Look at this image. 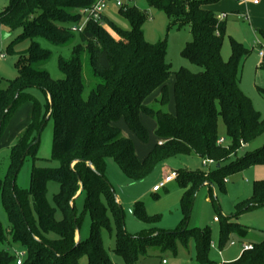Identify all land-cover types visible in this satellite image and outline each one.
<instances>
[{
  "label": "trees",
  "instance_id": "1",
  "mask_svg": "<svg viewBox=\"0 0 264 264\" xmlns=\"http://www.w3.org/2000/svg\"><path fill=\"white\" fill-rule=\"evenodd\" d=\"M97 1L10 0L0 13V22L12 32L21 30L9 50L30 41L16 63L17 76L9 80L0 76V138L18 108L33 104L31 122L11 149L7 173L0 180V200L9 222L6 230L0 221V243L19 246L26 253L24 264H80L82 257H87L88 264H114L102 242V231L112 232V218L120 234L114 252L127 264L149 256L151 249L176 254L178 242L187 249L194 245L197 264H217L210 258L211 230H189L187 225L197 191L204 186L210 193L216 187L225 190L228 176L264 166V145L240 154L242 144L246 147L264 135V117L240 87L242 66L251 50L229 38L231 55L227 61L222 58L227 23L208 9L219 0H146L149 7L167 16L169 29L190 27L192 40L183 57L202 69L193 73L181 68L174 73L176 111L172 114L163 110L169 101L167 83L172 76L167 40L156 44L145 40L146 13L135 6L120 10L130 23L129 31L118 28L104 15L99 21H90L81 32L72 31L83 21L80 12ZM261 35L264 38V31ZM38 39L72 47L69 58L59 59L62 78H51L45 68L51 52ZM84 56L95 80L90 81L87 95ZM260 67L264 68V58ZM32 88L42 92L44 105L28 93ZM157 90L161 96L155 100V109L146 101ZM259 92L264 96V89L259 88ZM142 113L156 120V134L163 142L140 161L133 141L115 124L124 120L146 142L148 131L141 122ZM220 119L226 129L224 145L218 144ZM50 120L54 125L51 159L59 166L41 168L35 165L40 160L39 142L33 143ZM192 155L202 161L213 160L216 165L209 171H179L177 181L183 190L180 210L184 216L179 228L166 232L154 227L136 236L126 233L122 210L107 179L108 160L113 159L135 183L147 179L171 159ZM27 157L34 164L30 187L22 189L16 178ZM50 181L60 186L54 200L63 213L61 220L56 219V208L47 199ZM81 197L92 223L90 237L77 242L82 216L75 206ZM263 207L264 179L255 181L249 198L237 201L233 215L224 221L218 218L219 249L230 241L232 233L246 237L249 230L236 220ZM132 213L137 221L150 226L162 220L161 215H150L142 201L134 204ZM251 246L227 264H264V238ZM16 262V254L0 250V264Z\"/></svg>",
  "mask_w": 264,
  "mask_h": 264
},
{
  "label": "rangeland",
  "instance_id": "2",
  "mask_svg": "<svg viewBox=\"0 0 264 264\" xmlns=\"http://www.w3.org/2000/svg\"><path fill=\"white\" fill-rule=\"evenodd\" d=\"M257 1L258 5L254 4ZM10 0H0V13L9 5ZM109 9L105 14L110 22L115 24L118 28L129 31L131 29L130 23L120 14V9L114 5V1L108 2ZM131 6H135L139 11L146 13L147 18L143 25L145 40L150 44L166 39L167 40V63L171 67L172 76L167 85L169 90V101L163 107V110L169 113H175V99H174V84L176 77L175 72L181 68H186L193 73L201 72L202 69L191 64L183 57V52L187 44L192 40L190 27L182 29L170 28L167 16L157 9L148 6L146 0H133ZM211 9L221 20V15L226 14L227 18L223 19L227 23V36L222 47V58L227 61L231 55V46L229 38H233L237 42L243 44L246 48L251 50L250 55L246 58L242 66L241 83L242 91L250 98L256 111L264 117V96L259 92V88L264 89V68L260 65L263 61L261 52L264 53V38L261 32L264 31V0H219L217 3L211 5ZM3 33L11 34L8 38L3 39ZM21 33V30L12 32L7 26L0 22V76L3 79H14L17 76L16 63L20 55L26 51L30 45L29 40L22 41L15 45L13 50H9L10 45L16 40ZM38 42L44 49L51 52L45 68L49 72L53 80L62 78L59 69V59L69 58L72 52V47H60L49 43L45 39H38ZM4 55V58L2 57ZM84 76L86 79V95L89 92L91 83L95 80L91 76V68L88 64V57L83 58ZM5 84H3V87ZM28 93L34 96L42 105H44L45 98L42 92L37 88L28 90ZM161 92L157 90L147 99L149 107L158 108L155 100L160 99ZM33 104L32 102L21 105L6 130L0 138V180L4 178L7 173L10 153L13 146L17 143L19 135L28 127L32 119ZM141 120L144 127L148 131V141L140 140L126 125L125 131L134 145L141 150V156L152 150L157 144V123L156 120L147 113L141 114ZM122 122L124 120H121ZM225 129L223 120H219L218 124ZM126 134V133H125ZM223 134V133H222ZM54 137V125L50 120L42 129L39 137V145L37 147V157L40 158L36 162L37 167L57 168L59 163L52 161V148ZM264 145V135L251 143L250 145L241 149L240 154L247 151H252ZM138 150V149H137ZM184 156L182 158L188 159L192 162L190 169L205 168L202 161L197 159V156ZM175 161V162H174ZM177 164V160H173ZM33 159L27 157L19 169L16 178V184L22 189L30 187V174L33 168ZM255 168L250 167L240 173L228 176L225 180V190L216 187L213 193L209 192L208 188H201L195 195V201L188 221V229L194 228H209L211 230L212 242L216 245V250H211L210 258L214 261H221L223 263H231L237 260L243 253L242 244L249 243V241H261L264 238V207L253 209L241 215L236 222L249 230L246 237H242L237 233L230 235V241L237 243V246L232 247L227 242L223 249H219V232L221 223L215 222L214 218H219L224 221L225 217H230L235 213V205L240 197H249L252 195L253 186L256 180ZM159 170L155 171L147 179L132 183L126 175L121 171L119 166L113 159L107 162V179L113 188V192L118 201L119 207L123 213V222L125 232L129 235H139L144 229L149 231L154 227L166 232H172L179 228L184 216L180 210V188L177 182H174L169 189L166 187L162 189L156 198L152 193L153 187L160 179ZM159 175V177H158ZM60 186L58 183L50 181L47 185V199L52 207L56 208L54 197L58 194ZM143 201L147 206L150 214H160L162 216L161 222L157 226H150L137 221L132 213V208L135 203ZM76 211L79 216H82V223L80 226V236L83 240L90 237L91 232V217L88 211H85L84 197L76 201ZM63 213L56 208V219L61 220ZM0 221L3 227L7 230L9 228L8 217L4 211L0 200ZM112 232L107 230L102 231V242L105 250L114 264H127L125 260L114 252L117 239L120 234L115 230L113 219ZM1 249H9L11 253L16 254L17 251H23L17 245H9L7 243H0ZM25 260V257L24 259ZM166 260L168 264H197L195 260V247L190 244L188 249L178 242L177 252L174 254L171 251L161 252L157 249L149 250V256L142 257L136 264H162ZM80 264H88L87 257L80 259Z\"/></svg>",
  "mask_w": 264,
  "mask_h": 264
},
{
  "label": "built area",
  "instance_id": "3",
  "mask_svg": "<svg viewBox=\"0 0 264 264\" xmlns=\"http://www.w3.org/2000/svg\"><path fill=\"white\" fill-rule=\"evenodd\" d=\"M110 0H98L96 4L91 7L84 9L80 12V14L83 16V21L79 26L72 27V31L75 33L81 32L84 27L90 22V21H99L102 16L104 15L105 11L109 8L108 2ZM114 5L119 8L120 10H126L129 7H131V3L133 0H113ZM257 3V1H255ZM227 16L226 14L221 15L222 20L225 19ZM261 56H264V53H260ZM4 58V55L2 56ZM226 143L225 139H219L218 144L224 145ZM242 148L245 147L244 144L241 145ZM203 166L206 168H212L216 165V162L213 160H204L202 161ZM179 177V173L176 171H171L168 175H166L161 182H159L155 187H153V192L158 193L162 189H165L170 183L176 181ZM215 221L218 222L219 219L215 218ZM231 246H235L236 243L233 241L230 243ZM211 248L216 249L215 244L212 242L211 243ZM243 251H247L252 249V246L249 244H242ZM26 253L24 251H17L16 252V257H17V262L16 264H24V257ZM162 264H167L166 260H163ZM217 264H226L223 262L217 263Z\"/></svg>",
  "mask_w": 264,
  "mask_h": 264
},
{
  "label": "crops",
  "instance_id": "4",
  "mask_svg": "<svg viewBox=\"0 0 264 264\" xmlns=\"http://www.w3.org/2000/svg\"><path fill=\"white\" fill-rule=\"evenodd\" d=\"M254 4L255 5H258V3H255V1H254ZM109 9V8H108ZM107 9V10H108ZM208 9L209 10H211L212 12H213V10L211 9V6H209L208 7ZM214 13V12H213ZM223 15V14H222ZM104 16H105V18H107V16H106V14L104 13ZM227 18V17H226ZM108 19V18H107ZM262 58H264V56H262ZM155 93V92H154ZM146 103H147V101H146ZM141 122H142V120H141ZM143 124V123H142ZM115 126H117L121 131H122V133L126 136V137H128L129 135H128V133L125 131L126 129H125V125H124V121L122 122L121 120L119 121V122H117L116 124H115ZM126 133V134H125ZM219 133H220V136H221V138L222 139H225V136H226V129H224V131L222 132V128L219 126ZM223 133V134H222ZM226 140V139H225ZM158 142H157V144H161L163 141L162 140H160V139H158L157 140ZM134 143V142H133ZM156 144V145H157ZM155 145V146H156ZM134 147H135V153H136V155H137V157H138V159L140 160V161H143L145 158H146V156L153 150H149L146 154H145V156H141V150H139V148H138V146H136V144L134 145ZM138 149V150H137ZM192 156H194V155H192ZM190 157V156H189ZM188 157V158H189ZM191 158V157H190ZM197 159H199L200 161H202L198 156L196 157ZM173 160H177L178 161V163L177 164H174L173 163ZM175 162V161H174ZM192 165V162L191 161H188V159H184V158H182V157H179V158H175V159H171V160H169L168 162H166V163H164V164H162L157 170H159V175H160V177H159V175H158V177L159 178H157V179H160V181L159 182H161L162 180H163V178L166 176V175H168L171 171H176V172H178L179 173V171H187V172H191V171H198V170H204V171H209L210 169H212V168H195V169H190V166ZM253 168H255V177H256V180L255 181H258V180H263L264 179V166H255V167H253ZM156 170V171H157ZM158 182V183H159ZM174 182H177V184H178V181L176 180V181H174ZM174 182H172V183H170L169 184V189H170V187L172 186V184L174 183ZM226 182H227V180H226ZM157 183V184H158ZM157 184H155L154 185V187L157 185ZM178 186H179V184H178ZM168 187V186H167ZM180 188V187H179ZM203 188H208L207 186H204ZM173 189V187H171V190ZM180 201H181V198H182V195H183V190L180 188ZM152 193L153 194H155L156 195V198H159L160 196L158 195V193H160V192H158V193H155V192H153V190H152ZM250 197V196H249ZM249 197H246V196H243V197H240L239 199H242V198H249ZM143 202V201H142ZM146 210H147V206H146ZM147 212L149 213V211L147 210ZM150 214V213H149ZM150 215H160V214H150ZM214 221H215V218H214ZM216 222V221H215ZM145 230V229H144ZM80 238H81V236H80ZM262 239H263V237H262ZM261 239V240H262ZM76 241L78 242L79 241V237H78V234H77V237H76ZM255 242H258V241H249V243H243V244H249V245H251L252 243H255ZM216 246V245H215ZM235 246H237V245H235ZM235 246H233V247H235ZM213 250H216V249H213ZM214 261V260H213ZM216 263H220L221 261H215ZM168 264V263H167Z\"/></svg>",
  "mask_w": 264,
  "mask_h": 264
},
{
  "label": "water",
  "instance_id": "5",
  "mask_svg": "<svg viewBox=\"0 0 264 264\" xmlns=\"http://www.w3.org/2000/svg\"><path fill=\"white\" fill-rule=\"evenodd\" d=\"M11 34H7V33H3V39H6L10 36ZM39 142V137L36 139V141L33 143L34 144H37ZM78 237H79V241L80 242V234L78 233Z\"/></svg>",
  "mask_w": 264,
  "mask_h": 264
}]
</instances>
